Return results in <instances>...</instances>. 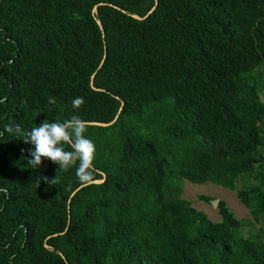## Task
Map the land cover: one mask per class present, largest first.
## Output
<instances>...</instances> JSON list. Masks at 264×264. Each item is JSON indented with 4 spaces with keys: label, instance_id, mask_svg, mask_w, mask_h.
Returning <instances> with one entry per match:
<instances>
[{
    "label": "trees",
    "instance_id": "1",
    "mask_svg": "<svg viewBox=\"0 0 264 264\" xmlns=\"http://www.w3.org/2000/svg\"><path fill=\"white\" fill-rule=\"evenodd\" d=\"M0 101V131L78 115L96 145L87 184L3 131L0 264H264V0H0Z\"/></svg>",
    "mask_w": 264,
    "mask_h": 264
},
{
    "label": "clouds",
    "instance_id": "2",
    "mask_svg": "<svg viewBox=\"0 0 264 264\" xmlns=\"http://www.w3.org/2000/svg\"><path fill=\"white\" fill-rule=\"evenodd\" d=\"M3 103V101H0ZM49 104H54L52 97L48 99ZM83 97L72 100V107L79 109L84 105ZM89 127L88 121L78 115L55 122H41L39 126L31 128L30 131L22 133L19 124L5 126L3 131L22 134L26 138L25 143H30V159L28 163L33 169L39 168L44 160H49L58 165V168L68 170L75 166L76 175L81 183H90L95 171L96 145L85 133ZM0 131V136L3 135ZM67 146V147H66ZM43 179L49 184H56L55 177Z\"/></svg>",
    "mask_w": 264,
    "mask_h": 264
},
{
    "label": "rangeland",
    "instance_id": "3",
    "mask_svg": "<svg viewBox=\"0 0 264 264\" xmlns=\"http://www.w3.org/2000/svg\"><path fill=\"white\" fill-rule=\"evenodd\" d=\"M246 174L243 175V177ZM253 182V178H249ZM246 181L243 179V182ZM247 182V181H246ZM183 194L182 196L193 202V205L199 210L205 211L209 217L213 220H220L221 215L219 212L218 205H215L216 200H225L229 206L236 213L237 217H251L248 208L239 200L236 191L229 188L223 187L216 183L205 182V183H193L187 179L183 180ZM208 195L211 197L210 201L200 199V195ZM260 223L256 224V228H259ZM251 228V229H250ZM255 227H246L243 230L244 235L249 234Z\"/></svg>",
    "mask_w": 264,
    "mask_h": 264
},
{
    "label": "water",
    "instance_id": "4",
    "mask_svg": "<svg viewBox=\"0 0 264 264\" xmlns=\"http://www.w3.org/2000/svg\"><path fill=\"white\" fill-rule=\"evenodd\" d=\"M154 8H155V6L145 15V17L146 16H148L153 10H154ZM97 10H98V5H96L95 7H94V12L96 13L97 12ZM135 17H137V18H142L140 15H135ZM98 23L99 24H101V21L100 20H98ZM104 59H105V56H104V58H103V60H102V62H101V64H100V66L104 63ZM94 77H95V74H93L92 75V79H91V84H92V86H94ZM117 117H118V115L116 116V118L113 120V121H111V122H93L94 124H97V125H102V126H107V125H110V124H112L116 119H117ZM105 180V177L103 178V179H98V180H95V182H102V181H104ZM92 182V181H91ZM90 182V183H91ZM87 184H89V183H87ZM219 201L220 200H216L215 201V205H218V203H219Z\"/></svg>",
    "mask_w": 264,
    "mask_h": 264
}]
</instances>
